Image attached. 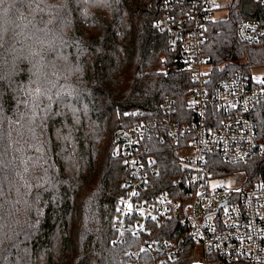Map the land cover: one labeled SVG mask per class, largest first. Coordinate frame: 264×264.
Instances as JSON below:
<instances>
[{
  "label": "trees",
  "instance_id": "1",
  "mask_svg": "<svg viewBox=\"0 0 264 264\" xmlns=\"http://www.w3.org/2000/svg\"><path fill=\"white\" fill-rule=\"evenodd\" d=\"M160 2L107 0V19L95 9L85 16L81 0H0V264H188L185 237L179 260L166 258L168 247L139 250L181 236L176 222L151 223L140 236L115 223L126 171L114 128L159 117L164 96L186 107L191 86L185 72L159 70L161 56L174 68L179 59L155 26ZM254 7L230 0L227 17L207 23L203 53L215 75L264 64V42L235 35ZM257 126L264 140V116ZM146 144L160 169L155 188L168 189L180 170L176 147L160 138ZM213 157L214 174L264 177L262 157Z\"/></svg>",
  "mask_w": 264,
  "mask_h": 264
},
{
  "label": "built area",
  "instance_id": "2",
  "mask_svg": "<svg viewBox=\"0 0 264 264\" xmlns=\"http://www.w3.org/2000/svg\"><path fill=\"white\" fill-rule=\"evenodd\" d=\"M229 1L161 0L162 14L154 23L179 59H174L175 68L162 59L160 71L188 74L186 107L178 110L174 99L164 96L159 117L113 130L114 154L126 171L116 228L121 234L140 236L150 232L151 223L176 222L181 236L149 239L139 249L157 253L168 247L166 258L171 261L179 260V243L185 237L192 244L188 264H264V177L246 183L235 174L213 170L215 155L230 164L264 158L257 126L264 116V74L254 76L238 66L217 76L203 53L207 23L214 20L213 11ZM251 1L258 4L252 10L255 16L239 18L235 35L244 43L264 42V0ZM179 4L184 6L177 8ZM156 138L176 147L180 170L168 189L155 188L160 169L146 143ZM218 175L232 177L233 184L211 187Z\"/></svg>",
  "mask_w": 264,
  "mask_h": 264
},
{
  "label": "rangeland",
  "instance_id": "3",
  "mask_svg": "<svg viewBox=\"0 0 264 264\" xmlns=\"http://www.w3.org/2000/svg\"><path fill=\"white\" fill-rule=\"evenodd\" d=\"M81 2H83L87 8H84L83 9V14L85 16H89V11L95 9L97 12L100 13L101 16H105L107 19L109 18V12H110V8H109V5L107 4V0H81ZM225 3H221L220 7L216 8L214 11H213V14H212V18L214 20H218V19H225L227 17V14H228V8H227V5L224 6ZM124 20L126 22L127 20V16H128V12L124 11ZM86 23V22H85ZM88 26V25H87ZM92 30V29H91ZM162 59H164L163 56H161V65H162ZM165 63L168 64L167 62V59H165ZM161 65L159 64V70L161 68ZM249 72L250 74L254 75V76H260L261 74H264V64H260V65H253V66H250L249 68ZM149 119V118H147ZM105 135H106V132L104 134V138H105ZM153 155V154H152ZM232 185L233 184V178L230 177V176H227V177H216L215 179H213L211 182H210V186L211 187H215V186H218L222 183H225L227 182ZM54 238V246L56 247L57 245V248L59 247V241L57 239V237L54 235L53 236ZM58 250H54L53 252H56ZM58 256V254H57ZM192 256H190L191 258Z\"/></svg>",
  "mask_w": 264,
  "mask_h": 264
}]
</instances>
